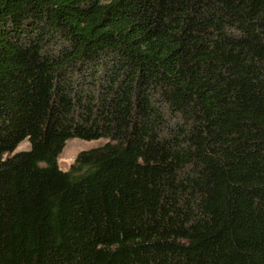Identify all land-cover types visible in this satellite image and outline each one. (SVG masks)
I'll use <instances>...</instances> for the list:
<instances>
[{
  "label": "trees",
  "instance_id": "1",
  "mask_svg": "<svg viewBox=\"0 0 264 264\" xmlns=\"http://www.w3.org/2000/svg\"><path fill=\"white\" fill-rule=\"evenodd\" d=\"M0 264H264V0H0Z\"/></svg>",
  "mask_w": 264,
  "mask_h": 264
},
{
  "label": "rangeland",
  "instance_id": "2",
  "mask_svg": "<svg viewBox=\"0 0 264 264\" xmlns=\"http://www.w3.org/2000/svg\"><path fill=\"white\" fill-rule=\"evenodd\" d=\"M108 140H83L80 138H72L66 142L65 148L60 155L59 165L63 169H69L70 166L75 162L77 155L83 151L99 145H103ZM30 142L28 140L23 141L17 148L16 151L29 149Z\"/></svg>",
  "mask_w": 264,
  "mask_h": 264
}]
</instances>
